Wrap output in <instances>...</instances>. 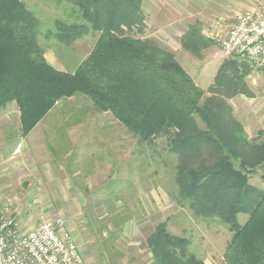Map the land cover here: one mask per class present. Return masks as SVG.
<instances>
[{
    "label": "trees",
    "instance_id": "trees-1",
    "mask_svg": "<svg viewBox=\"0 0 264 264\" xmlns=\"http://www.w3.org/2000/svg\"><path fill=\"white\" fill-rule=\"evenodd\" d=\"M54 1L72 5L82 19L80 25L61 24L57 39L69 44L93 32L99 34L96 45L75 73L57 71L39 45L35 15L21 0H0V110L17 105L26 137L58 102L82 95L142 142L169 137L170 153L179 160L178 202L233 234L225 264H264V189L251 184L264 173V143L248 138L225 97L243 93L228 84L245 77L230 73L241 59L225 64L216 79L227 92L213 89L207 96L173 52L130 35L144 29L145 0ZM210 43L191 29L182 47L196 54ZM241 216L248 217L244 224ZM190 246L166 225L147 240L154 264H204Z\"/></svg>",
    "mask_w": 264,
    "mask_h": 264
},
{
    "label": "rangeland",
    "instance_id": "rangeland-1",
    "mask_svg": "<svg viewBox=\"0 0 264 264\" xmlns=\"http://www.w3.org/2000/svg\"><path fill=\"white\" fill-rule=\"evenodd\" d=\"M21 1L39 20V45L49 58H56L59 63H73L74 60L76 63L92 52L99 34L90 32L89 35H92L89 37H83L79 42L69 44L56 39L61 24H82L78 11L72 5H59L54 0ZM158 6L162 8L158 10ZM143 7L146 17L144 29L139 32L137 27L130 35L138 39L154 41L171 52H173L172 49L178 50V57L173 52L177 61L187 74L193 77L195 84L209 96L210 90H221L216 79L226 67L225 64L229 61H237L236 58L225 55L221 47L222 41L227 37L241 13L264 9V0H145ZM163 7L174 8L173 20L175 18L176 23H172L171 18L164 20L166 17L163 16L162 10L166 8ZM159 16L163 22L162 25L166 27L164 30L166 35L164 33L157 35L155 31V25L156 28L160 26L155 21L157 17L160 20ZM168 22L170 25H167ZM191 29L196 30L205 40L211 42V46L199 53L188 52V54L183 47L178 46L176 41H169L180 39L182 33L188 34ZM125 32L129 34L127 29ZM168 41L171 45H167ZM238 62V68L233 72L230 70V73L238 78L239 75L243 77L242 75L245 74V77L228 84L246 92L236 97L243 96L250 103L239 106V109L235 111L230 101L236 97H230L232 92H227L229 87L221 91L227 92L225 97H228V104L233 109L236 119L243 127L249 126L248 138L253 143L263 144L264 69L248 60H238ZM72 98L63 99L65 100L64 111L69 107L83 104L81 100L83 97ZM69 99L72 100L67 101ZM8 106H10L8 110L6 107L0 110V152L42 154L44 151L45 154H50L49 145L44 143L39 131L34 136H30L33 130L25 139L27 136L22 134L17 105L11 103ZM107 118L98 117L96 121L92 118L85 124L70 127L71 142L63 144L60 152L63 154H143L142 175H140V165H138L137 176L130 174L129 171L128 176L122 178L126 185L109 187L108 190L113 192L108 193L109 199L104 202L99 201L102 196L107 195L102 192L29 193L22 187L20 182L23 178L19 176L15 178L14 186L7 187L10 193L0 191V217L15 219L23 233L36 228L43 222L62 220L71 231L87 264H154L153 254L147 247V240L162 225H166L169 233L189 239L190 252L204 264H225L224 256L233 234L218 222H208L195 217L186 205L178 202L176 175L179 160L177 155L170 153V138L160 136L151 141L142 142L114 116L109 118L117 120L115 122L119 124L118 128L111 127ZM198 123L202 129H205V124L199 119ZM123 134H126V138ZM51 145L55 149V145ZM108 173L109 171L106 175ZM263 176L264 173L259 172L251 178V184L263 186ZM112 179L115 180V178ZM116 180H120V177ZM1 182L0 189L4 187L5 190V183ZM121 189L122 191H119ZM81 198L88 199L86 203H82L85 207H75L77 200ZM91 198L92 200L97 198L99 202H91ZM92 205H99V207H90ZM247 219V216H241L240 223L244 224ZM158 224L161 225L158 226Z\"/></svg>",
    "mask_w": 264,
    "mask_h": 264
},
{
    "label": "crops",
    "instance_id": "crops-1",
    "mask_svg": "<svg viewBox=\"0 0 264 264\" xmlns=\"http://www.w3.org/2000/svg\"><path fill=\"white\" fill-rule=\"evenodd\" d=\"M161 8L160 6L157 7L158 10ZM163 8H166L162 10L163 16L166 17L164 20H169L171 18L170 21L176 23L175 18L173 20V15L175 14L174 8ZM155 21L160 25L159 28H156L155 25V31H157V35H161V33H164L166 27L162 25L163 22L161 18L159 20L157 17ZM167 25H170V23L168 22ZM90 35L88 34L85 37H89ZM164 35L166 34L164 33ZM186 35L187 33H182L180 39H170L169 41H176L178 46L182 47V40ZM57 37L58 36H56V39ZM169 41L166 42L167 45H171ZM76 42H79V40ZM172 51L175 52L176 57H178V50L172 49ZM186 53H188V51H186ZM89 55L76 63H74L75 60L72 61L73 64L70 62L59 63V60L56 58H49L48 54L45 52V58L49 65L57 71L65 73H75L81 63H83ZM211 85L212 83L210 86ZM243 94H246V92H243ZM77 97H83L81 99L83 104L69 107L64 111L63 103L65 100L60 101L39 123L32 134H30V136H34L39 131L41 137L44 139V143L49 145L50 154H45L42 147L40 151H43L44 154H30L31 152L29 154H27L28 152H25V154H3L0 152V181H2L1 183H5L4 186L6 187L4 190L2 185L3 188L0 189V191L2 190V192L10 193L11 191L8 188L14 186L15 178L20 176L23 178L22 182H20L22 187L29 193L46 191L55 193L90 194L93 192H102L107 193V195L102 196V199L99 200L104 202L109 199L108 193L113 192L108 190L109 187L126 185V182H124L122 178H124V176L127 177L129 171L130 174L137 176L138 165H140V175H142L143 154H63L60 152V150L63 149V144L71 142L69 129L74 125L85 124L92 118H95L96 121L98 117H101V119L103 117H108L107 120L109 119L108 123L111 127L115 126L118 128L117 125H119L115 122L117 120L114 121L109 118L113 116L112 114L99 113L95 109L93 102L88 98L79 95L72 99ZM72 99L67 101H71ZM230 103L236 111L239 109V106L250 102L245 97L239 96L230 101ZM10 106L6 107V109L8 110ZM102 115L104 116L102 117ZM244 128L249 136V126L244 125ZM123 136L125 137L126 134H123ZM28 137L29 136L25 139ZM51 144L55 145V149ZM37 148L38 147H36V149ZM108 171L109 173L106 175ZM112 171H114L113 174ZM117 177H120V180H116ZM112 178H115V180ZM258 188L264 189V185ZM119 191H122V189ZM77 201L75 207L82 208L85 207L82 203H86L88 199L81 198ZM90 201L95 203L99 202L97 198L93 200L91 198ZM95 206L99 207V205H92L90 207ZM159 225L161 224H158V226ZM153 232L154 231H152V233Z\"/></svg>",
    "mask_w": 264,
    "mask_h": 264
},
{
    "label": "built area",
    "instance_id": "built-area-1",
    "mask_svg": "<svg viewBox=\"0 0 264 264\" xmlns=\"http://www.w3.org/2000/svg\"><path fill=\"white\" fill-rule=\"evenodd\" d=\"M226 56L264 69V9L241 13L222 41ZM0 264H87L62 220L43 222L21 232L12 218L0 217Z\"/></svg>",
    "mask_w": 264,
    "mask_h": 264
},
{
    "label": "water",
    "instance_id": "water-1",
    "mask_svg": "<svg viewBox=\"0 0 264 264\" xmlns=\"http://www.w3.org/2000/svg\"><path fill=\"white\" fill-rule=\"evenodd\" d=\"M263 180H264V176H263Z\"/></svg>",
    "mask_w": 264,
    "mask_h": 264
}]
</instances>
